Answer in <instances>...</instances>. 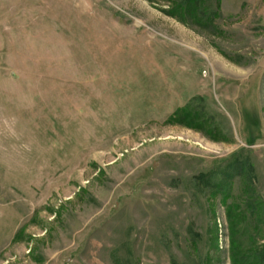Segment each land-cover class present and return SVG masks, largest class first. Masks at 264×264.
<instances>
[{
    "label": "rangeland",
    "instance_id": "rangeland-1",
    "mask_svg": "<svg viewBox=\"0 0 264 264\" xmlns=\"http://www.w3.org/2000/svg\"><path fill=\"white\" fill-rule=\"evenodd\" d=\"M182 1L0 0V264L264 243V0H218L213 28Z\"/></svg>",
    "mask_w": 264,
    "mask_h": 264
},
{
    "label": "trees",
    "instance_id": "trees-1",
    "mask_svg": "<svg viewBox=\"0 0 264 264\" xmlns=\"http://www.w3.org/2000/svg\"><path fill=\"white\" fill-rule=\"evenodd\" d=\"M210 2L211 0H183L182 2L175 3L167 14L185 25L194 24L203 28H207L208 26H212L213 28L214 21L216 20V18L219 17L218 16L219 8H218V0H216L215 11H210L209 10ZM184 115L188 118L190 117L195 120L198 119L197 118L198 116H195V114H191L190 112H184ZM244 167L245 165L242 164L241 168ZM202 178L204 179V176H202ZM251 206L252 207H250L251 209L250 211H252L253 213H251L250 211L248 212L251 213L250 214L251 216H254V213L258 211V201L253 200ZM245 209H247V206L245 207ZM229 211L230 208L227 207V212ZM257 216L258 215L256 214L254 217ZM235 231H236L235 227L231 225L229 227V239H230L229 258L231 264H264V243L260 247H256L251 252L249 251L243 252L241 250H238L235 242L236 239Z\"/></svg>",
    "mask_w": 264,
    "mask_h": 264
}]
</instances>
